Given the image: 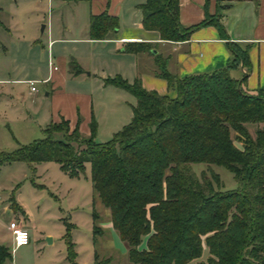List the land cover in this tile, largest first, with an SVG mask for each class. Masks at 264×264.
Listing matches in <instances>:
<instances>
[{"label": "trees", "instance_id": "obj_1", "mask_svg": "<svg viewBox=\"0 0 264 264\" xmlns=\"http://www.w3.org/2000/svg\"><path fill=\"white\" fill-rule=\"evenodd\" d=\"M217 1L215 15L183 27L178 0H145L139 7L141 27L158 32L162 41L184 42L211 25L227 39ZM118 28L116 17L91 16L89 38L103 40ZM226 45L230 65L211 73L178 78L157 61V77L174 97L145 90L138 77L132 83L106 79L105 84L136 100L130 122L107 142L95 141L94 122L90 136L83 137L61 120L43 129L42 139L2 153L0 163L55 162L73 178L89 166L93 198L109 210L130 264H264V90L248 94L243 88L247 74L231 76L237 68H249L248 48ZM150 49L145 43L124 46L132 54ZM249 126L255 127L254 134ZM195 164L225 168L237 188L222 190L213 171L209 178L202 174L200 181ZM12 208L23 213L16 205ZM91 218L96 244L102 229L93 209ZM72 229L67 224L64 237L70 264L76 258ZM144 238L146 248L141 250ZM204 248L208 257L201 261ZM10 258L9 249L0 245V264ZM110 262L94 254L93 264Z\"/></svg>", "mask_w": 264, "mask_h": 264}, {"label": "crops", "instance_id": "obj_2", "mask_svg": "<svg viewBox=\"0 0 264 264\" xmlns=\"http://www.w3.org/2000/svg\"><path fill=\"white\" fill-rule=\"evenodd\" d=\"M178 2V18L183 27L197 25L206 16L215 15L218 6L217 0H208L207 5L206 0ZM144 3L145 0H0V60L4 62L0 66V110L9 112L12 120L20 122L28 130V122L34 120H31L28 111L21 109L25 94L19 86L25 85L27 97L33 102V107L38 108L35 120L41 130L64 120L68 122L70 130L77 127L81 136L88 137L90 125L94 122L95 141L104 143L130 122L131 107L136 103L135 98L126 91L105 84L106 79L120 77L132 83L138 77L145 90L174 97L175 92L169 91L167 83L157 77V61L165 62L167 71L178 78L211 73L230 65L232 57L227 42L248 48L250 61L249 68H237L231 71V76L240 79L245 71L247 79L244 90L251 95L264 90V0H220L219 5L223 7L219 13L220 23L227 39H222L218 30L209 25L194 31L184 42L162 41L158 32L144 30L139 9ZM102 13L116 17L119 28L109 32L103 40H91L90 18ZM40 26L43 33H48L47 50L40 40ZM69 43L78 45L75 60L79 62L73 63L68 73L65 70H50L49 62L54 56L55 46ZM127 43H145L151 49L136 54L127 53L124 51ZM90 58L108 60L113 66L112 71L93 69L92 73L86 74L80 60ZM12 60L29 62V70L34 72V76L38 70H42L41 75L37 74L40 79L20 77L23 73L12 65ZM56 60L64 63L61 56ZM27 81H36L39 82L37 85L45 86V100L41 105L37 102V85V92L33 93ZM3 118L8 120L6 115ZM102 211L104 216L103 219L99 216L98 223L102 235L97 238L96 244L105 253L102 255L96 251L91 236L92 260L97 253L102 258H109L112 264L111 256L106 253L117 252L116 246L121 241L109 221V210L102 208ZM21 216L26 222L24 211ZM75 229L73 227L72 230ZM26 230L30 236L29 244L14 249L11 239L14 252L28 247L34 240L30 229L26 227ZM71 239L76 263L87 264L77 253L74 235H71ZM10 264H17L16 256L10 258ZM54 264H68V261L65 257L61 263L55 260Z\"/></svg>", "mask_w": 264, "mask_h": 264}, {"label": "rangeland", "instance_id": "obj_3", "mask_svg": "<svg viewBox=\"0 0 264 264\" xmlns=\"http://www.w3.org/2000/svg\"><path fill=\"white\" fill-rule=\"evenodd\" d=\"M39 30L40 40H42V45L47 50L48 33L41 32V26ZM78 48V45L70 43L56 45L52 57L53 65L59 71L65 70L67 73L71 71L72 66H74L73 63L77 64L79 62V60H75V53ZM58 56L63 57L64 63L61 64L56 60ZM80 61L85 67L86 74L92 73L91 71L95 69H104L110 73L113 67L108 60H91L90 58ZM3 63V60H0L1 67L4 65ZM12 65L19 68V73H23L20 77L40 79L38 75H41L39 73L42 70H38V75L34 76V72L29 70V62L26 60H12ZM19 87L25 94L26 102L25 106V102L22 104L21 109L28 111L31 114V120H34V122H28L30 128L27 130L23 124L12 120L9 112L0 110V160L2 153H10L20 146L28 145L34 140L43 138L42 130L38 127L37 120H35L38 108H34L33 102L27 97V92L24 91L26 89L25 85ZM37 87L39 90V100L37 102L38 105H41V102L45 100V86L39 84ZM3 115H6L8 120H4ZM249 129L254 134L255 127L249 126ZM192 169L200 181H202V174L209 178L210 172L213 171L219 177L222 190L230 191L237 188L233 175L221 166L195 164L192 165ZM99 204V201L93 198L89 166H86L83 175L79 178H73L64 173L55 162L39 164L27 162L0 163V245L9 249L11 258L16 256L17 264H37L44 261L54 264L55 260L61 263L67 255L64 240L67 224H71L76 228L71 230V235H74V241L78 246L77 253L81 260L87 261V264H93L91 213L93 209L103 219V207ZM13 205L20 207L25 212L26 222L20 212L13 210ZM16 219L21 220L23 226L30 229V234L34 239L28 247L18 252L12 250L11 233L8 230L9 223ZM97 241L96 239V243ZM120 244L116 246L117 252L111 251V253L106 254L111 256L112 264H130L125 254V246L122 242ZM139 248L141 250L146 248V238L142 240ZM95 249L102 255L105 253L101 252L97 244H95ZM207 257L208 253L204 248L200 260L205 261ZM72 263L77 264L76 258ZM3 264H10V259L5 260ZM68 264L70 263L68 262ZM189 264H195V262Z\"/></svg>", "mask_w": 264, "mask_h": 264}, {"label": "built area", "instance_id": "obj_4", "mask_svg": "<svg viewBox=\"0 0 264 264\" xmlns=\"http://www.w3.org/2000/svg\"><path fill=\"white\" fill-rule=\"evenodd\" d=\"M50 70H56L57 67L53 65L52 61L49 62ZM245 73V71H243ZM30 86V90L33 93L37 92L36 85L39 82L36 81H27L26 82ZM8 230L11 233L12 246L14 249L19 247H23L29 244L30 236L26 228L23 226L20 220H13L9 223Z\"/></svg>", "mask_w": 264, "mask_h": 264}, {"label": "water", "instance_id": "obj_5", "mask_svg": "<svg viewBox=\"0 0 264 264\" xmlns=\"http://www.w3.org/2000/svg\"><path fill=\"white\" fill-rule=\"evenodd\" d=\"M42 30H43V29L41 28V32H42Z\"/></svg>", "mask_w": 264, "mask_h": 264}]
</instances>
